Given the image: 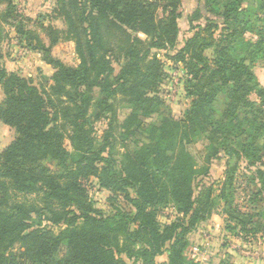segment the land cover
<instances>
[{
  "label": "trees",
  "instance_id": "obj_1",
  "mask_svg": "<svg viewBox=\"0 0 264 264\" xmlns=\"http://www.w3.org/2000/svg\"><path fill=\"white\" fill-rule=\"evenodd\" d=\"M182 1L57 0L56 16L80 59L71 66L51 56L59 31L43 30L47 46L19 19L13 0H0V26L13 27L56 70L52 82H36L9 74L0 56V123L18 134L0 153V264H198L186 256L188 236L211 218L216 198L212 186L197 191L208 170L197 169L187 150L194 138L209 143L208 163L234 164L218 196L227 230L264 233V209L235 206L234 184L245 159L260 184L248 193L249 205L264 199V89L254 72L264 53V0H196L189 31L197 32L174 56L190 72L191 107L184 120L159 113L158 123L142 130V116L161 105L151 96L162 78L153 51L178 46ZM248 29L259 39L247 38L254 33ZM113 60L124 64L116 70ZM119 95L131 105L122 125ZM104 119L99 149L96 123ZM139 130L146 142H128ZM91 177L113 193L114 214L93 207L83 185ZM170 205L180 216L163 225L159 212ZM161 256L168 261L158 263Z\"/></svg>",
  "mask_w": 264,
  "mask_h": 264
},
{
  "label": "rangeland",
  "instance_id": "obj_2",
  "mask_svg": "<svg viewBox=\"0 0 264 264\" xmlns=\"http://www.w3.org/2000/svg\"><path fill=\"white\" fill-rule=\"evenodd\" d=\"M156 2L158 0H150ZM16 12L19 19H24L28 30H32L37 33L42 34V38L46 45H49L48 39L46 37V31L48 27H54L59 31L58 36L60 41L52 47L51 56L54 59L62 61L66 65L78 66L80 64V59L76 52V43L73 40H66V35L64 33L67 31V24L64 22L62 17L56 16L55 10L57 6V0H13ZM198 2L196 0H183L181 2V7L179 11L182 17L179 21L181 32L179 35V43L175 50L165 49V50H154L153 56L162 64V78L156 89V94H151V96H156L160 99L161 105L154 108L149 116H142L141 122L143 123V129H146L150 124L158 123L159 113H167L168 115L175 119L176 121L184 120L186 113L191 107L192 97L189 96V85L188 82L191 79L189 76L190 72L187 70V66L184 62L176 60L175 54L178 49H181L183 42L194 36L197 32L189 31V18L197 10ZM220 4L223 5L224 1L220 0ZM256 9V4H252ZM161 8V4H160ZM5 7H0V13L4 12ZM159 14H162V10H158ZM203 17L208 16L207 12H203ZM214 15L211 14L210 17ZM20 22L17 21L16 25ZM204 23V20H200ZM263 23L257 24V26ZM0 56L3 67L7 70L9 74H18L19 76L26 79H34L36 82L49 81L52 82L51 78L54 76L56 70L53 65L45 63L43 54L41 52L31 50L29 44L16 34V31L10 25L0 26ZM253 31L248 29V32ZM248 33L247 38L259 39L257 32ZM129 33L136 35L129 31ZM140 38L145 39V36L139 34ZM207 58L213 56L212 50H207L204 52ZM124 64L117 60H113V66L116 70L120 68V65ZM254 72L257 76L258 82L262 89H264V53L259 57V60L255 63ZM129 96L119 95L118 98V122L120 125L124 123L126 118L131 113V105L129 103ZM4 99V93L2 88H0V102ZM253 100H258L257 96H252ZM152 110V109H151ZM109 121L104 119L97 121L96 132L98 138L97 148L100 149L102 146V136L103 130L107 129ZM3 130V131H2ZM119 132H124V129H119ZM18 134L16 129L11 128L3 123H0V153L8 147V145L15 141ZM146 135L142 134V131H136L133 138H129L128 142L138 143L142 145L145 143ZM121 140H119L118 146ZM68 149L71 151L70 142L66 141ZM132 146V145H131ZM187 150L192 155L195 160L196 168L203 170L206 168L208 174L206 176L200 177L199 189L202 190L204 187L214 188V196L216 198V204L211 217H221L222 220L226 217L224 216L225 200L219 198L218 196L223 193V184L225 182L226 172L229 171L231 167L234 166L233 163H229L227 166L225 160L222 161H210L207 162L208 147L209 143L204 138H194L191 143L186 144ZM133 148V147H132ZM72 152V151H71ZM107 153H102V156H106ZM239 164L238 172L235 175V206L240 207V209L250 210V208H257L259 211L264 209V199L263 195L255 199L254 205H249V192L256 188V184L260 186L257 179L254 178V173L247 171L248 162L243 159ZM83 185L87 189L88 196L93 202V207L99 210L104 215L109 216L114 214L116 203L112 200L113 193L100 187L99 181L96 178H90L83 181ZM227 195L229 193L228 188L225 190ZM131 196L134 197L133 191H129ZM248 194V195H247ZM251 194V193H250ZM118 202L122 205L127 206V210L133 209L131 204L126 202L122 197L118 198ZM248 203V204H247ZM178 211L174 205L162 208L159 212V221L161 224H172L179 218ZM37 225L38 221H34ZM57 231V230H56ZM63 252V251H62Z\"/></svg>",
  "mask_w": 264,
  "mask_h": 264
},
{
  "label": "crops",
  "instance_id": "obj_3",
  "mask_svg": "<svg viewBox=\"0 0 264 264\" xmlns=\"http://www.w3.org/2000/svg\"><path fill=\"white\" fill-rule=\"evenodd\" d=\"M253 236L228 231L225 219L211 217L188 236L186 256L198 264H264V233ZM157 261L166 263L168 257L161 256Z\"/></svg>",
  "mask_w": 264,
  "mask_h": 264
},
{
  "label": "built area",
  "instance_id": "obj_4",
  "mask_svg": "<svg viewBox=\"0 0 264 264\" xmlns=\"http://www.w3.org/2000/svg\"><path fill=\"white\" fill-rule=\"evenodd\" d=\"M195 250H196L197 254H199V255H200L199 249H198V248H196ZM263 256H264V252H263Z\"/></svg>",
  "mask_w": 264,
  "mask_h": 264
}]
</instances>
